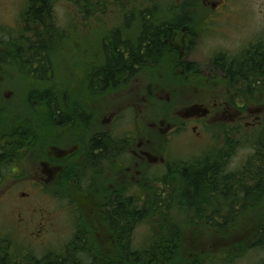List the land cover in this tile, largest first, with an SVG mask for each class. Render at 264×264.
Segmentation results:
<instances>
[{
    "label": "flooded vegetation",
    "instance_id": "af4514ba",
    "mask_svg": "<svg viewBox=\"0 0 264 264\" xmlns=\"http://www.w3.org/2000/svg\"><path fill=\"white\" fill-rule=\"evenodd\" d=\"M119 1L125 7L132 0ZM33 2L0 0V33L8 27L14 29V35L26 38L39 37L41 32L46 35L43 21L39 18L40 10L32 7ZM146 2L149 6L142 7ZM57 3L69 2L62 0ZM57 3L43 10L48 9L53 16ZM145 3L135 0L134 11L124 9L118 14L119 20L123 21L122 28L117 33L112 32L113 40L98 52L99 67L91 71L82 89L79 82L71 84L73 94L79 98V108L69 110L68 105L62 106L50 93L39 98L44 100L43 103H48L41 104L38 112H32L34 120L13 114L10 106L6 109L0 105V161L8 164L6 172L0 173V178L43 180L47 185L54 184L60 195L65 193L80 199L86 196L85 199L92 202L96 209L107 213L117 205L114 201L124 195L128 181L136 189L143 182L147 185V176L156 177L161 171L173 169L170 158H165L166 146L163 154L155 149L153 141L156 142L159 136L168 141L169 137L187 133L188 128L200 136V130L211 124H219L223 117L232 120V129L242 127V132L243 123L235 120L238 114L256 112L253 97H257L259 89L263 88L264 77L254 76L246 80L239 75L231 76L225 69L238 58L254 52L253 44L264 39V36H250L247 43L243 42L241 46L236 41L234 50L223 48L203 57L200 43L211 36L206 31L208 28L212 30V23H226L229 19L234 21L225 12L223 1L166 0V3L158 5L157 0H145ZM70 4L75 9L72 14L77 16L79 0H71ZM191 4L198 5L200 12H185ZM210 5L214 12H207ZM196 20L200 23L195 24ZM54 21L48 25L50 35H57ZM144 21L155 27L161 24L156 34L149 35L155 37L154 40L150 39L151 42L160 38L164 45L160 54L143 51L147 48L143 37L149 31L143 29ZM130 23L139 25V29L128 30L132 26ZM214 32H222L219 34L225 39L231 36L229 31L226 33L223 29ZM128 33L134 35V43L125 39ZM20 45H0V50L10 48L13 54L4 62L0 61V104L7 103L6 99L12 94L4 96L8 89L3 85L6 80L4 75L12 66L30 75L31 85H37L33 79L39 75L41 60L34 58L33 46L26 50L29 46L25 41ZM20 53L24 55L19 56ZM119 56L123 57L130 71L126 68L128 71H116L120 73L114 72L108 79H101L111 60L114 66H118ZM158 64L176 68L179 77H172L168 68L159 75L154 70ZM143 70L150 71L142 73ZM42 79V83L54 81L48 70ZM54 86L60 94L59 85L54 82ZM35 92L41 94V91ZM27 95L33 98L34 91L28 89ZM261 99L264 100V97ZM47 106L52 110H47ZM157 112L164 113L158 115ZM204 112H207V116H204ZM146 114L157 117L148 119ZM122 119L129 121V124L120 125ZM261 123L262 120L258 124ZM67 134L71 136L69 141L65 138ZM36 137L41 139L38 145H34ZM235 147L231 146V154ZM231 163L229 161L227 168L234 174L236 171ZM149 188L153 189V186ZM103 242L116 243L110 242V237L104 238ZM105 255L111 257L110 253Z\"/></svg>",
    "mask_w": 264,
    "mask_h": 264
},
{
    "label": "trees",
    "instance_id": "16d2710c",
    "mask_svg": "<svg viewBox=\"0 0 264 264\" xmlns=\"http://www.w3.org/2000/svg\"><path fill=\"white\" fill-rule=\"evenodd\" d=\"M58 1L62 0H34L32 5L40 10L44 33L51 36L45 37L42 32V36H35L32 51L34 58L41 60L39 75H45L50 67L48 59L54 52L49 47L57 46L52 37L55 35L48 31L54 16L43 8ZM79 4L85 7L88 2L79 0ZM147 23L143 22V29L149 30L143 37L147 44L143 51L160 54L164 46L160 38L151 42L155 37L149 35L156 34L161 24L155 27ZM0 44L8 45L1 39ZM253 48L254 52L230 63L225 71L246 80L264 77V39L256 41ZM117 65L111 60L100 78L106 80L116 71L129 70L123 57ZM240 129H230V139ZM261 131L259 128L261 134L255 142L259 147L256 156L234 174L227 168L233 144L229 139L221 151L200 158L170 159L173 169L159 172L156 177L147 176V185L143 182L134 189L128 181L124 195L114 201L117 205L110 212L103 213L88 203L86 208L93 210L92 216H82L81 223L76 216L75 234L60 252L53 250L39 257L31 247L17 244L1 232L0 264H234L249 252L264 250V130ZM0 167L7 168V162L0 161ZM78 213L84 214L80 209ZM142 225L147 235L137 241L136 232ZM186 236L191 238L189 242L184 241ZM106 237L116 243H104ZM106 253L111 257L107 258Z\"/></svg>",
    "mask_w": 264,
    "mask_h": 264
},
{
    "label": "rangeland",
    "instance_id": "374dc122",
    "mask_svg": "<svg viewBox=\"0 0 264 264\" xmlns=\"http://www.w3.org/2000/svg\"><path fill=\"white\" fill-rule=\"evenodd\" d=\"M82 1L88 2V4L85 7L83 4H78L77 16L72 14V10L75 9L70 3H57L53 11L57 35L52 37L55 38L54 42L57 46L54 48L49 47L51 52L55 53L49 56L50 68L48 69V73L52 75L54 81L42 83V78H45V75L42 73L33 79L37 85H31L32 77L30 75L24 74V71L22 73L21 71H17V67L10 66L9 72L4 75L6 80L3 81V85L8 89V91L4 92V96L11 92L12 94L7 98L8 100L6 99L7 103L0 104L3 108L8 109L10 106L13 108L10 112L13 114L34 120L32 112H38L41 104L48 103H43L44 100L39 98L43 97V94L48 93L52 94L62 106L68 105L69 110L79 108L78 102L80 101L78 96L73 94L71 84L79 82V88L81 89L85 86V83L90 78L91 71L99 67L98 52L102 51V48L106 47L109 41L113 40L112 32L117 33L122 28L123 21L119 20L121 18L118 14L122 13L124 9L134 11L135 3V0H132L123 7L125 4H122L119 0H98L91 3L87 0ZM142 1L145 3V0ZM157 1L158 5L166 3V0ZM221 1H223L222 4L228 5V13L230 15L234 18L241 16L244 19V23L241 26H237V23L230 19L226 23L213 22V29L216 30L223 29L226 33L228 31H235L236 33L238 29L241 31L234 34L232 38L229 36L227 39L219 34L222 32H212L213 35L200 43L202 46L201 55L203 57L216 53L217 50H222L223 48L230 47L234 50L233 45L236 41L241 46L245 40L248 41L250 39L252 34H259L264 31V0ZM145 5L149 6L146 2L142 7ZM208 10L213 11L211 5L208 7ZM179 21L181 22L182 19ZM8 23L10 22L8 21ZM194 23L199 24L200 21L196 20ZM130 25L132 26L128 30L139 29V25L132 23ZM5 28L0 33V39L3 43L21 46L20 44L25 41L27 46H29V49L26 50H30L33 45H36V37L26 38L17 34L14 35L13 28ZM10 32H13V34H9ZM127 35L125 39L133 42L135 39L134 35L132 33H128ZM44 36L51 37L48 35ZM13 42L16 43L13 44ZM3 49L0 50V60H7L8 57L13 56L10 48H7L6 51ZM94 52L95 56H93ZM199 57L201 59L200 55ZM24 59H27V57ZM165 68L169 69L172 77H179L177 69L169 67L167 64H158L154 70L160 75L163 69L166 71ZM147 71L150 70H143L142 73ZM206 71L204 70L203 72ZM138 72L140 71L138 70ZM54 82L61 88L60 94L58 93L59 89L56 90ZM28 89L31 92L34 91L33 98L27 95ZM262 89H264V86L259 89V95L255 98L253 97L256 112L252 114H249V112L238 114L235 120H240L246 129L241 134L234 133L233 135L236 147L230 161L232 162V169L234 171L244 168L250 162L249 160L252 161L254 155L256 156L257 153L255 152L259 151L255 142L259 140L258 138L261 133L256 130L255 125L264 118V110H261V106L264 108V100L261 99L264 97ZM35 91H39V93L41 91V94L39 95ZM45 108L47 110L48 108L50 109L49 106ZM162 113L164 112H157L158 115ZM146 116L148 119L157 117L151 114H146ZM226 121L232 123L230 118L223 117L219 121V124H211L200 130V136L193 133L192 128H188L187 133L176 135L173 138L169 137L167 141V156L165 155V158L171 157L179 161L180 159L200 158L213 151H221L224 148L225 142L230 139L229 130L232 124L229 127L223 125ZM127 123L129 124V121L125 122L122 119L120 125L124 124L126 126ZM65 138L68 141L71 140V136L68 134ZM149 138L153 140L152 137ZM162 139L163 137L161 136L158 141H153L158 152H161L163 149L161 146L164 140ZM40 141L41 139L36 137L34 145H38ZM41 185L45 191H43ZM53 185H47L43 180L0 179V233L2 232L1 234L4 236H10L17 244L31 247L30 249L39 257L53 250L54 252H60L65 249L70 238L75 234L76 216L77 218L79 217L80 223L82 216H92V210L82 205L80 207L84 214L79 215L78 203L73 198L60 195L59 192L54 191ZM245 223L249 222L246 221ZM244 227L249 226L245 225ZM146 231L147 228L144 225L137 230V241L145 238L147 235ZM190 239L189 236H186L184 241L189 242ZM263 260L264 250L252 251L237 260L234 264H259Z\"/></svg>",
    "mask_w": 264,
    "mask_h": 264
},
{
    "label": "water",
    "instance_id": "95a60500",
    "mask_svg": "<svg viewBox=\"0 0 264 264\" xmlns=\"http://www.w3.org/2000/svg\"><path fill=\"white\" fill-rule=\"evenodd\" d=\"M207 114V112H204V115H206Z\"/></svg>",
    "mask_w": 264,
    "mask_h": 264
}]
</instances>
